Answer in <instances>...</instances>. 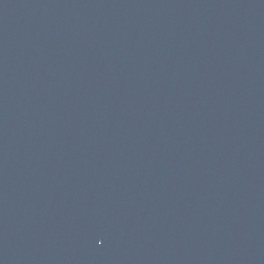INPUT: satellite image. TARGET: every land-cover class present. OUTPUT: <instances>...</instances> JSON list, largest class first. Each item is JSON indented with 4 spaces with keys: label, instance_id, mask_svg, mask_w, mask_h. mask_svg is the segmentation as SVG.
I'll return each mask as SVG.
<instances>
[{
    "label": "water",
    "instance_id": "1",
    "mask_svg": "<svg viewBox=\"0 0 264 264\" xmlns=\"http://www.w3.org/2000/svg\"><path fill=\"white\" fill-rule=\"evenodd\" d=\"M0 264H264V0H0Z\"/></svg>",
    "mask_w": 264,
    "mask_h": 264
}]
</instances>
